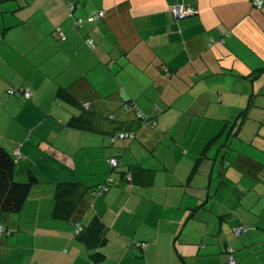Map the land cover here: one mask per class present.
I'll use <instances>...</instances> for the list:
<instances>
[{"label": "crops", "instance_id": "obj_1", "mask_svg": "<svg viewBox=\"0 0 264 264\" xmlns=\"http://www.w3.org/2000/svg\"><path fill=\"white\" fill-rule=\"evenodd\" d=\"M175 6L196 12L176 19ZM261 68L264 6L252 0H0V146L20 154L18 180L40 181L1 221L11 234L0 264H225L227 246L236 264H264ZM60 89L90 103L89 129L69 124L82 109ZM119 131L137 139L111 143ZM111 175L71 220L53 215L58 183L92 188ZM93 219L106 226L101 259L71 238ZM240 223L258 229L237 238Z\"/></svg>", "mask_w": 264, "mask_h": 264}, {"label": "trees", "instance_id": "obj_2", "mask_svg": "<svg viewBox=\"0 0 264 264\" xmlns=\"http://www.w3.org/2000/svg\"><path fill=\"white\" fill-rule=\"evenodd\" d=\"M262 1L263 5L259 8L254 4L255 0H252L253 7L261 10L264 6V0ZM262 71H264V68L259 69L258 72ZM9 91H12V93H9ZM21 92L23 93V96L26 100H31L32 95L29 99L25 97V93L29 91L21 89ZM8 93L14 94L15 90L9 89ZM57 97L75 106L76 108L82 109L81 115L73 117L69 124L77 129H89L87 124L88 118L86 115H89L90 113V103H86L83 105L79 104L78 101L65 89H60L58 91ZM128 104L130 105L131 103L129 102ZM127 107L128 105H125L124 109ZM130 107L134 109V105H131ZM157 109L158 107H156V110ZM134 112L136 113L137 119L142 123H148L151 126L155 125L152 119L142 115L139 111L135 110ZM246 115L247 112H243L242 117L244 118ZM117 139L134 141L137 139V135L132 131H119L118 133H114L110 136L111 143H115ZM227 147L229 148V145H227ZM207 148L208 146L205 148L202 154H206ZM19 158L21 157L18 152H16L14 156L6 148L0 146V228L3 229L2 231L0 230L1 236L11 234L7 227H5L1 223L3 217L9 214L19 213L27 202L32 188L40 183L39 178L32 171L29 172L27 179L24 181L18 180L15 177L16 161ZM111 159H116L118 161L117 167L111 166ZM111 159L109 160V164L111 168L115 170L119 167V160L115 157H112ZM127 177H129L130 180H128ZM126 180L128 182H131V177L129 175L126 176ZM114 184L115 180L112 175L108 177V180L105 184L98 185L92 188L82 187V185H80V183L78 182L58 183L54 192L55 205L53 215L57 218L61 217L67 220H71L75 214V211H77L86 195L89 194L94 198L103 196L108 193L111 186ZM222 217L226 218L228 217V214H225ZM256 229H258V227H251L240 223L236 226L231 227V232L235 237L241 238L243 235ZM105 230V223L99 219H93L88 225H84L83 223H75V230L71 238L81 241L90 249L96 250L92 257L94 259H101L102 257L99 256L100 253L98 252V249L103 244H105L107 240ZM140 246L142 250L146 249V243H141ZM221 252L226 256L225 264H230L231 261L233 262V264H236V250L233 247L227 246Z\"/></svg>", "mask_w": 264, "mask_h": 264}, {"label": "built area", "instance_id": "obj_3", "mask_svg": "<svg viewBox=\"0 0 264 264\" xmlns=\"http://www.w3.org/2000/svg\"><path fill=\"white\" fill-rule=\"evenodd\" d=\"M254 4L257 7L260 8L263 5V1L262 0H255ZM68 7H69V10H70L71 14H73V12L76 9L77 5L69 3ZM171 12H172V14L174 15V17L176 19H184V18H187V17H189L191 15H194L196 11H195V9L190 8V7L175 6V7L171 8ZM104 16H105L104 11H100L99 13H97L95 15L89 16L86 19V21L89 22V23H93V22L103 18ZM83 23H84V20L81 19V18H77L75 20V26L78 27V28L82 27ZM57 34H58V36H59V38L61 40H63V41L66 40L65 34L61 30L58 29L57 30ZM86 46L89 49H92V50H94L96 48V44H95V42L92 39H87L86 40ZM9 93H12V91H9ZM25 97L29 99L31 97V94L29 92H26L25 93ZM110 164L113 167H117L118 166V161L116 159H111L110 160ZM127 178H128V180H130L129 177H127ZM0 230L2 231L3 229L0 228ZM230 264H233V262L231 261Z\"/></svg>", "mask_w": 264, "mask_h": 264}, {"label": "rangeland", "instance_id": "obj_4", "mask_svg": "<svg viewBox=\"0 0 264 264\" xmlns=\"http://www.w3.org/2000/svg\"><path fill=\"white\" fill-rule=\"evenodd\" d=\"M248 181H249V178H248ZM232 184H233V187H236L237 182H233ZM214 185H215V184H214ZM206 187H208V185H207ZM237 187H243V184H240V185L237 186Z\"/></svg>", "mask_w": 264, "mask_h": 264}]
</instances>
